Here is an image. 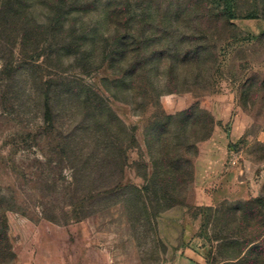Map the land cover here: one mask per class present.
<instances>
[{"label":"rangeland","instance_id":"1","mask_svg":"<svg viewBox=\"0 0 264 264\" xmlns=\"http://www.w3.org/2000/svg\"><path fill=\"white\" fill-rule=\"evenodd\" d=\"M23 1L30 20L85 40L52 45L37 68L0 29V264H252L259 217L242 215L264 198V0ZM74 78L96 111L59 84ZM239 120L217 173L209 158ZM193 126L189 178L154 188L157 135L182 153Z\"/></svg>","mask_w":264,"mask_h":264},{"label":"trees","instance_id":"2","mask_svg":"<svg viewBox=\"0 0 264 264\" xmlns=\"http://www.w3.org/2000/svg\"><path fill=\"white\" fill-rule=\"evenodd\" d=\"M27 8L28 4H26L23 0H0L1 33L12 35V33L9 32L11 31V29H13L15 32L14 37L19 38L21 49H23V51H25L26 53L28 52L27 54L29 55L30 61L35 64L38 61L39 57L45 56L46 58H48L50 55V51L52 50V45L54 44L64 47L65 49L67 48V45L74 46L76 51L81 49V43H83L85 40L83 34H75L72 37H67L65 35L62 36L60 30L63 28V23H59V21H56L55 19H48L45 25H39L26 16L25 10ZM121 40L123 41V44L119 45L120 50H122V48H124L126 44L123 37H121ZM177 54L178 55H176V57H179L181 53L179 52ZM182 54H185L184 57L186 59L188 58L187 52ZM79 55H82V52H79ZM185 58L184 60H181L179 58L178 59L181 60V62H184ZM40 65L43 66L42 63L35 64L37 68H39ZM46 75H48L47 72H38L34 77V80L36 81V91L38 92L40 97L43 96V94H45L47 90L46 85H48L49 80H43V78H46ZM59 84L60 86H68L67 92H73L72 95L80 99L81 103L85 104L88 109L90 108V106L92 108V104L95 103V98L97 99V95L90 88L83 85L82 82L79 81V78H74L72 80H69L67 83ZM97 108L100 110L102 108V105L99 104ZM93 110H95L94 106ZM191 124L192 123L187 122L186 126H191ZM166 126H163L161 128L166 129ZM187 127L186 130L189 132L188 136L186 135L180 139L183 145L181 149L182 153H179V151H177V147L170 148L169 150L166 143H163L164 140L160 139L157 135L156 143L158 146V151L157 157L153 158V171L151 175L152 180L150 182V185H153L154 188L158 186L159 181L161 182V180H159L161 174L169 179L168 181L170 182L173 191L178 190L179 187L185 184L187 178H189L191 164L187 159V155L190 154L189 149L193 145V142L197 140V135L199 133L196 126L189 128ZM161 128H159V131H161ZM210 132L211 129H208L203 137L208 136ZM103 147L116 151V153H114V157L116 158V160L118 158V161H114L117 164L118 169L122 171V168L126 161V157L123 154L124 150L121 142L119 140H113L112 145H103ZM75 166H70V168L75 171L74 173L79 171L78 169L74 168ZM163 179L166 180L165 178ZM119 186V182L114 185V187ZM163 186L166 187V184H163ZM249 205L253 206L254 210H252L253 208L250 206H245V210L243 211L242 215V221L246 222L247 215L254 213L259 217L258 225L260 227V230H258L259 232L255 236V238L248 241L247 243L249 245L250 243L255 242L257 244L256 247L248 248L244 253L245 256H243L241 260L248 262V257H250V255H255L252 264H264V198L259 197ZM6 251L7 243L5 239V224L2 214H0V263L4 258V255L1 254Z\"/></svg>","mask_w":264,"mask_h":264},{"label":"crops","instance_id":"3","mask_svg":"<svg viewBox=\"0 0 264 264\" xmlns=\"http://www.w3.org/2000/svg\"><path fill=\"white\" fill-rule=\"evenodd\" d=\"M243 131V123L239 120L236 121V123L231 127L229 130V134L224 135V139H221L218 142V147H219V154L218 156H214L213 158H209L211 162V166L214 167L215 171H218L217 173L221 172L224 168V162H225V154L227 153V142L229 140H237ZM215 143L213 141H208L207 144L204 147H209L211 145H214ZM203 159H208L207 157H203ZM202 159V160H203ZM199 166V161L197 162ZM201 164V162H200ZM203 166V165H202ZM200 167V166H199ZM202 169L203 168H198ZM222 180V179H221Z\"/></svg>","mask_w":264,"mask_h":264},{"label":"built area","instance_id":"4","mask_svg":"<svg viewBox=\"0 0 264 264\" xmlns=\"http://www.w3.org/2000/svg\"><path fill=\"white\" fill-rule=\"evenodd\" d=\"M235 162V160H232V163H234Z\"/></svg>","mask_w":264,"mask_h":264}]
</instances>
